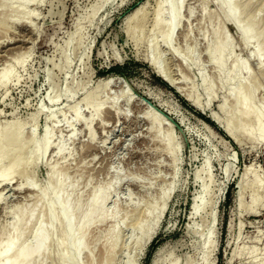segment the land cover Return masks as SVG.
<instances>
[{
  "label": "rangeland",
  "instance_id": "374dc122",
  "mask_svg": "<svg viewBox=\"0 0 264 264\" xmlns=\"http://www.w3.org/2000/svg\"><path fill=\"white\" fill-rule=\"evenodd\" d=\"M179 6L170 45L166 0H7L0 7V76L5 66L13 68L12 80L0 84V147L10 152L29 143L13 180L0 185V234L39 196L48 201L43 222L57 213L48 190L55 170L72 185L77 222L105 188L103 211L116 213L86 230L79 264H264V124L258 129L255 116L244 115L230 97L245 85L247 100L256 92L251 110L264 114V55L256 61L260 44L246 45L236 29L258 15L251 34L264 39V0H236V27L218 0ZM160 8L163 26L156 32ZM216 42L228 60L222 71L215 66ZM22 54L24 61L12 62ZM237 63L243 71L231 74ZM89 95L90 106L83 102ZM214 113L252 141H233L211 120ZM8 135L20 139L11 143ZM47 135L48 151L26 164ZM150 226L154 233L139 249ZM60 227L49 237L61 236ZM63 237L33 264H61L69 254L70 237ZM31 238L27 231L25 241Z\"/></svg>",
  "mask_w": 264,
  "mask_h": 264
},
{
  "label": "bare ground",
  "instance_id": "6f19581e",
  "mask_svg": "<svg viewBox=\"0 0 264 264\" xmlns=\"http://www.w3.org/2000/svg\"><path fill=\"white\" fill-rule=\"evenodd\" d=\"M6 1L7 0H1L0 7L4 6ZM35 1L36 0H29L30 3L35 2ZM218 1L221 4L227 5L226 12H225L226 17L228 18L229 22L236 27V23L238 21L237 14L235 10L232 8V4H234L236 0H218ZM175 3H178L180 5L178 8V11H179L180 7L184 3V0H166V5H168V8L172 11L171 17H170L169 34L167 35V38L165 41L167 45H170L171 37L174 31L176 30V28L179 27V23H180L179 16H178L179 12H177L174 8ZM162 11H163V8H160L157 12L156 32H159V30L163 26ZM257 22H260L258 15L251 16L247 18L246 21H244L242 24L240 25L238 24L239 26L236 27V29H237V32L242 36L243 41L246 45H249L250 43H252L251 42L252 40L253 41L257 40L256 42L260 44L259 49L254 55L255 60L259 61L261 59V56L264 55V39L262 38L263 34L261 33L258 37L251 34V30L253 29V27L255 26ZM224 48L225 47L219 45L218 42H216L215 49L219 53L220 56L218 57V59H215L214 61H215V66L219 71L224 70L225 65L227 64V61H228L225 56L224 58L222 57ZM13 60L14 61L12 62L15 64H17V62L24 61V54L16 55ZM148 62H149V65L153 68L155 74H157L160 78H163L162 72L157 67V63L154 61V59L148 58ZM12 70L9 68V66H5V69L3 70L1 74L2 76H0V84L2 87H6L10 79L12 80L11 78ZM242 71H243V68L240 66V64L238 63L233 64L231 68V74H237ZM111 82H112V79H108L107 81H104L101 84V86L107 87L110 85ZM209 90L210 88H207V91ZM245 90H246L245 85L240 86L239 89L231 92L230 97L233 98L236 108L242 111L244 115L255 116L258 129H261L264 124V114H260L257 111H252L250 108L251 107L250 101L252 103L255 100L256 92L251 91L250 101H249L244 96ZM189 101L197 109H199V107L201 106L199 100L193 96L189 97ZM83 102H86L88 106L92 105V99H90V95L85 97L83 99ZM97 112H99V109H97ZM214 115L215 116L209 115L211 120L215 122L233 141L239 144H241V141H242L241 139H247V140L252 141V139L249 136H244V135H241L235 132L232 127V124L230 122L222 121L223 119L222 120L220 119V117L218 116L219 114L214 113ZM238 118H239V115L237 113L233 117V121H237ZM48 138H49V135H47L44 138L43 145H41L42 147H40L38 150L36 149V151L32 155L29 154V157L26 155V157H28L26 164L32 161L37 162V159L42 157V155L46 153V150L48 148ZM19 139H20V135L18 136L8 135L7 136V140L11 143H16L19 141ZM259 140L261 142H264V130H263L262 135L259 137ZM168 142L166 144L167 148L169 145ZM28 144H29L28 142H25V143L23 142V144L20 147L13 149L10 152H4L0 147V185L2 186L3 184L8 185L9 182L13 180L12 179L13 177L11 176L14 174V172H16L15 171L16 168L19 167L21 161L23 160L22 154L25 151V149L28 148ZM168 150L170 151L169 148ZM62 151H63L62 147L59 146V148H57L58 155L61 154ZM170 152H172V150ZM4 156H6L7 159H8L7 156L11 158L9 165L6 168L2 167L1 165V162ZM175 158L176 157L174 156V160ZM24 171L22 172L23 174H24ZM50 180H51V184H50L51 186L48 188V190L51 196H53L55 199V208L57 210V213L55 214L54 211L51 210L49 212V215L47 216V223L43 222L42 217H41L42 215L41 210H42V207L48 206L47 204L48 201L45 198L40 197V196H39V204L36 205L34 208L30 209L29 211H26V210L17 211L14 215L15 216L14 222L11 225V228L9 230H5L4 232L0 234V264H33V262L37 258L41 256L42 257L46 256L47 249L49 248L52 242L54 243V246L59 245L62 236H64L65 238L69 236L70 238H69L68 246H67L68 247L67 249L69 250V254L63 258V261L61 262V264H79V259H80L79 257L85 250V244H84L85 233H86V230L89 228V226L91 227L94 223L103 222L109 217L116 218V213L109 215L108 213H105L103 211V207L108 199V191H109L108 188H105L103 190H99L94 193L93 197L87 203L86 208L83 209L82 211L81 220L77 222L76 212L79 211L80 208L78 207L77 201L76 203H73L70 200V197H71L70 192L71 190H73L71 189L72 185H70L66 180L58 178L55 170L50 171ZM24 186L27 187L28 189L34 188V185L31 184V182L30 183L26 182ZM20 187H23V186H20ZM1 197H2V194L0 193V199ZM45 200L47 201V203L45 202ZM201 209L202 208L198 206L195 207L194 215L197 212H199V210ZM160 214H159V217H157L156 220H154V222H157V220L160 218ZM59 226L63 227L64 231L61 236L60 235L56 236L58 234H56L55 233L56 231L54 230ZM77 229H78V232H77ZM111 229L114 235L112 236L113 239L110 241V246H109L110 253L114 251L117 245V237H116L117 235L115 234L117 228L114 225ZM56 230H59V229L57 228ZM137 230L142 231L143 228L141 226H138ZM27 231L31 232V236H32L31 243L25 241L24 239ZM53 231L56 234V235L55 234L53 235H55L56 237L53 236L50 238L49 234L50 232H53ZM153 233H154V229L152 228V226H150V228L147 231H145L143 237L140 240L139 246L141 247H139V249L142 248L143 243L147 244V242H149ZM56 247L58 248V246Z\"/></svg>",
  "mask_w": 264,
  "mask_h": 264
},
{
  "label": "water",
  "instance_id": "95a60500",
  "mask_svg": "<svg viewBox=\"0 0 264 264\" xmlns=\"http://www.w3.org/2000/svg\"><path fill=\"white\" fill-rule=\"evenodd\" d=\"M164 78V77H163ZM165 79V78H164ZM166 80V79H165ZM167 83L169 84V85H171V83L169 82V81H167ZM201 111H204L203 109H201V108H199Z\"/></svg>",
  "mask_w": 264,
  "mask_h": 264
}]
</instances>
